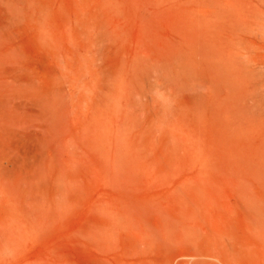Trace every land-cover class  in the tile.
<instances>
[{
  "label": "rangeland",
  "instance_id": "rangeland-1",
  "mask_svg": "<svg viewBox=\"0 0 264 264\" xmlns=\"http://www.w3.org/2000/svg\"><path fill=\"white\" fill-rule=\"evenodd\" d=\"M0 63L60 99L0 264H264L230 191L236 153L264 148V0H0ZM100 107L70 160L72 118Z\"/></svg>",
  "mask_w": 264,
  "mask_h": 264
},
{
  "label": "bare ground",
  "instance_id": "bare-ground-1",
  "mask_svg": "<svg viewBox=\"0 0 264 264\" xmlns=\"http://www.w3.org/2000/svg\"><path fill=\"white\" fill-rule=\"evenodd\" d=\"M3 67H6V65L3 66ZM12 69H15V68H12ZM16 71H15V73H16ZM1 72L3 73V71H1ZM13 72H14V70H13ZM7 73H5V74H7ZM5 74H0V212H2V214H3L2 216H0V225L6 223L7 226L11 230H14V232L15 231L21 232V231H23L25 229V225L19 219V214H18L17 209H16L17 206H18V205L16 206L18 200H17V202H15L14 194L17 192L16 190H17V187H18V184H19L18 182L20 180H22L23 184L24 183L28 184L27 183L28 181H29V184H30L31 183L30 179H34V177H35V176L32 175V173L35 174L37 172V171L35 172V169L37 167H39L41 169V164H39V162L42 163L41 160H42V154H44L43 153V149L45 148L44 147L45 145H43L44 144L43 143L44 139L41 136L42 134L40 133V129H44L48 125L50 126V124L52 122L54 123V120H52L51 118H52V115H53V117L55 116L54 113H53V110H54V108L56 110V107L59 106L57 102L60 99H58L59 98L58 94H57L58 92L57 93L55 92L56 94H54V93L52 94L53 91L51 92L52 96L50 94H44V93H43V95H39L37 92H35V93H37L38 95L35 96V94H34L33 96H31L30 95L31 93L28 92L29 90L24 93L23 91H25V90L20 91L21 87L18 88L19 90L14 88V86H13L14 83L11 84L12 82L10 80H8L9 78L7 79V76ZM17 74H18V72H17ZM18 76H16V79L18 78ZM13 78L14 77L12 76V78H10V79H13ZM117 78H119V77H117ZM117 78L114 77V80L111 79V83H112V81H114V82H113V84L110 83L111 85H110L109 89L107 88L108 90L106 89L108 91V93L106 94L105 97H103L104 98V106L103 107H104L105 110H108L110 107L112 108L114 106V102L116 101V100L114 101V99H116V97L114 96L115 97L114 98L113 95H114L115 92L118 91L117 89H119V83H117L118 82ZM18 79H21V78H18ZM13 80H15V79H13ZM28 82H29V80H28ZM24 83H25V81H24ZM117 84H118V88H117ZM5 85H7L9 87H7ZM24 86H26V85H24ZM27 87H28V84H27ZM49 88H51V87H49ZM53 89L56 90V88H54V87H53ZM30 91H31V89H30ZM36 91H39V90H36ZM32 92H34V91H32ZM112 98H114V99H112ZM62 102H64V101L62 100ZM112 102H113V105H112ZM25 103L34 104V108H32L31 110H28L26 112L24 110V104ZM30 104L28 106H30ZM109 104H110V107H109ZM25 107H27V105ZM60 107H61V105H60ZM10 110L13 111V112H11ZM102 110H103L102 107L97 108L95 113L92 116H90V117H88V116L87 117L86 116H84V117L79 116L78 117L77 116V117L72 118L74 120V124H75V132H74V134L68 136L67 141H66V145H65L66 146L65 148L67 149V155H68L70 160L74 161L78 157V155H79L78 142H79V139H81L83 141L84 134L88 133V132H86L87 130H89L91 128L92 131L100 133V137H101V134L103 133V125H102V123L105 122V121L102 122V117H106V116H104ZM60 112H62V111H59V113ZM108 112H107V117H108ZM11 113L13 115L16 114V113H18V114H16V116L13 117V115ZM20 114H21V118H19ZM59 116H58V118H56V120L61 118ZM64 118L65 119L67 118L66 114H65ZM114 119L116 121V117H114ZM51 120H52V122H51ZM107 121L109 122L110 120L107 119ZM52 124H51V126H53L55 123L53 125ZM56 126H57V124H56ZM53 128L54 127H51L52 130H53ZM111 129L112 128H110V130ZM44 130H46V132H47V128L44 129ZM48 132H50V131H48ZM60 134H61V132H60ZM53 135H50V136H53ZM52 140L50 141V144H51ZM45 141H47V140H45ZM90 141H91V139H90ZM100 141H101V139L98 138V145H99ZM116 142H118V141H116ZM110 143H111V141H110ZM48 144H49V142H48ZM121 148H122V146H121ZM44 151H45V149H44ZM48 151H49V149H48ZM240 152H239V154L236 153L235 157L233 156L234 159L232 158L233 161H232V165H231V168H230V191H231V194H232L235 202L237 204L242 205L247 210L248 214L252 218V222L254 224L255 230L257 231L258 237L264 242V148L248 150V151H246L244 153H241V154H240ZM130 156H131V154H130ZM43 158L46 159L45 156ZM46 162H48V159H47ZM77 163H78V161H77ZM105 163H107V162H105ZM38 164L40 166H38ZM42 164H44V163H42ZM44 165H46V163ZM51 167L53 168V165ZM59 169H60V167H59ZM43 170L44 169H42V171ZM39 172H41V171H39ZM48 173H49V170H48ZM56 175L58 176V173ZM31 176H32V178H31ZM38 177L39 176H37L36 179ZM50 177H51V175H50ZM36 179H35V181H33L34 183L37 182ZM47 179H49V177ZM52 179H54V178H52ZM52 179H51V181H52ZM54 181H53V183H56ZM58 182H59V180H58ZM39 183H41V182H39ZM37 185H39V184H37ZM30 186H33V185H30ZM40 186L38 188H40ZM28 187H26L28 190L32 189L30 187H29L30 188L29 189ZM20 188H21L20 189L21 192H19V193H20V196H21V195H24V194H22L23 185H22V187L20 186ZM34 189H36L35 186L33 187V190ZM23 190H25V189H23ZM25 192L26 191H24L23 193H25ZM29 192H31V191H29ZM19 193L17 195H19ZM28 194L30 195V193H28ZM35 194H37V193H35ZM30 197H31V195H30ZM16 198L18 199V196ZM43 198H44V196H43ZM35 199H36V197H35ZM41 199H42V197H41ZM20 200L21 199H19V203H20ZM22 200L25 201L24 199H22ZM22 200H21V203H22ZM23 203H22V205H24L25 203H28V202H25L24 204ZM28 204H27V206H28ZM20 206H21V204H20ZM24 206H26V205H24ZM58 206H60V203H58ZM35 208H37V207H35ZM44 210H46V209H44ZM28 213H29V211H28ZM25 215H27V213ZM205 257H207V256H205ZM209 258H211V257H209ZM198 264H202V263H198Z\"/></svg>",
  "mask_w": 264,
  "mask_h": 264
}]
</instances>
